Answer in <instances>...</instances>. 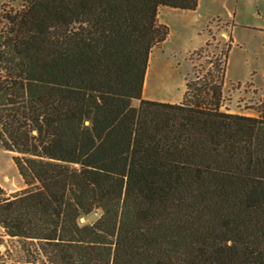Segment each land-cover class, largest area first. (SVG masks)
<instances>
[{"label":"trees","instance_id":"16d2710c","mask_svg":"<svg viewBox=\"0 0 264 264\" xmlns=\"http://www.w3.org/2000/svg\"><path fill=\"white\" fill-rule=\"evenodd\" d=\"M197 5H4L0 139L26 188L0 187V224L17 264H264V84L257 117L221 109L232 36L180 103L142 98L169 35L159 7Z\"/></svg>","mask_w":264,"mask_h":264},{"label":"rangeland","instance_id":"374dc122","mask_svg":"<svg viewBox=\"0 0 264 264\" xmlns=\"http://www.w3.org/2000/svg\"><path fill=\"white\" fill-rule=\"evenodd\" d=\"M23 1L0 0V12L4 5L5 9L19 8ZM245 18L248 19L247 16ZM233 29L231 35V27H225L220 20L215 19L205 33L197 34L178 25L176 20L171 21L167 39L152 51L149 87L144 94L142 89V98L180 103L187 80L204 75L210 68L209 58L225 51L229 37L232 36L233 46L228 55L221 109L230 113L258 116L264 84V31L241 26H234ZM204 36L208 44L197 49L202 45ZM132 104L137 106L139 102L133 101ZM14 155L5 149L0 139V187L7 195L26 188L13 162ZM99 215L100 211L95 210L81 216L79 224H91ZM34 245L36 243L31 244L32 250ZM22 246L21 239L11 238L0 228V264H17L25 260L27 256ZM35 254L37 258L36 251Z\"/></svg>","mask_w":264,"mask_h":264},{"label":"crops","instance_id":"0c3cea01","mask_svg":"<svg viewBox=\"0 0 264 264\" xmlns=\"http://www.w3.org/2000/svg\"><path fill=\"white\" fill-rule=\"evenodd\" d=\"M158 19L168 27L171 21L176 20L178 25L197 34L205 33L215 19L220 20L225 27H231V33L234 26L264 31V0H198L197 8L193 11L159 7ZM206 42L207 37L204 36L202 45L197 49L203 47ZM242 115L257 117V114Z\"/></svg>","mask_w":264,"mask_h":264},{"label":"bare ground","instance_id":"6f19581e","mask_svg":"<svg viewBox=\"0 0 264 264\" xmlns=\"http://www.w3.org/2000/svg\"><path fill=\"white\" fill-rule=\"evenodd\" d=\"M153 55L151 53L150 58H149V62L148 63V67L146 70V74H145V79H144V84H143V94L146 93L148 87H149V79H150V74H151V61H152Z\"/></svg>","mask_w":264,"mask_h":264},{"label":"built area","instance_id":"2783aa9c","mask_svg":"<svg viewBox=\"0 0 264 264\" xmlns=\"http://www.w3.org/2000/svg\"><path fill=\"white\" fill-rule=\"evenodd\" d=\"M0 228L3 230L4 228L2 227V225L0 224Z\"/></svg>","mask_w":264,"mask_h":264}]
</instances>
